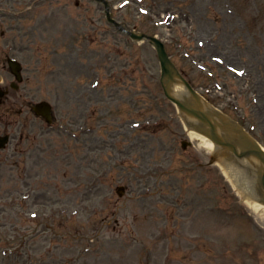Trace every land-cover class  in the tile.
<instances>
[{"label": "rangeland", "instance_id": "1", "mask_svg": "<svg viewBox=\"0 0 264 264\" xmlns=\"http://www.w3.org/2000/svg\"><path fill=\"white\" fill-rule=\"evenodd\" d=\"M106 1L162 40L211 103L238 108L264 147V0ZM9 57L24 81L0 105V134L13 133L0 154V264H264V216L207 149L182 148L155 48L119 32L103 4L0 0L1 87L14 81ZM44 100L52 128L29 110Z\"/></svg>", "mask_w": 264, "mask_h": 264}, {"label": "water", "instance_id": "2", "mask_svg": "<svg viewBox=\"0 0 264 264\" xmlns=\"http://www.w3.org/2000/svg\"><path fill=\"white\" fill-rule=\"evenodd\" d=\"M132 37L137 40H141L145 37V35L132 33ZM151 43L157 48L158 51V57L160 59L161 67L163 70L162 76H163V80L165 81L164 88L166 90L165 92L168 98L174 101L175 103H177L180 109L184 112H187L190 116H193L199 119L200 121L208 122L209 120L207 119V116L203 114V112H201L200 110L197 111L195 109L186 108L184 104H182L177 98H175V96L171 94V91L169 90L173 87L174 82H177V78L181 76L177 71V69L175 68V66L173 65V63L170 61L168 54L165 51L164 45L155 38H151ZM10 66L12 67L13 71L18 74V71L20 70V65L18 63H11ZM184 84L188 88H190L187 83L184 82ZM190 92L192 93V95L195 96V98H197L196 93L194 91H190ZM209 138H211L214 142L219 143L218 139L214 135H209ZM253 147L254 150L249 149V151L246 152L243 156H248V157L255 156L264 163V153L259 149L257 145H253ZM234 173L235 172H232L231 174L234 175ZM261 178H262V184L260 190H262V193L264 194V173L262 174Z\"/></svg>", "mask_w": 264, "mask_h": 264}, {"label": "bare ground", "instance_id": "3", "mask_svg": "<svg viewBox=\"0 0 264 264\" xmlns=\"http://www.w3.org/2000/svg\"><path fill=\"white\" fill-rule=\"evenodd\" d=\"M190 138L195 141L198 142L200 144V146H203L205 148H207L208 150H212L213 149V144L207 140L205 137L199 136L193 132L189 133ZM255 165V164H253ZM256 171V170H254ZM258 176V173L253 172L251 177L256 179V177ZM242 194V193H241ZM246 204H248L251 209H253L256 213H259L260 216H264V206L258 202H251L246 200Z\"/></svg>", "mask_w": 264, "mask_h": 264}]
</instances>
